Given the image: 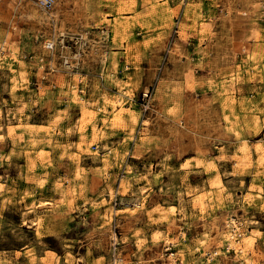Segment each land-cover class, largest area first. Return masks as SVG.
Here are the masks:
<instances>
[{
  "label": "rangeland",
  "instance_id": "374dc122",
  "mask_svg": "<svg viewBox=\"0 0 264 264\" xmlns=\"http://www.w3.org/2000/svg\"><path fill=\"white\" fill-rule=\"evenodd\" d=\"M21 2L0 0V264H264V0ZM121 97L94 137L84 107Z\"/></svg>",
  "mask_w": 264,
  "mask_h": 264
},
{
  "label": "bare ground",
  "instance_id": "6f19581e",
  "mask_svg": "<svg viewBox=\"0 0 264 264\" xmlns=\"http://www.w3.org/2000/svg\"><path fill=\"white\" fill-rule=\"evenodd\" d=\"M32 1V2H31ZM37 2L38 4H41V2H39V0H22L21 2V6L22 8L26 9V11L34 16V15H38L39 17L45 19V20H51L54 19L55 22L59 21L61 18V15H63L64 13L70 11L72 9V2L75 0H59L57 1L53 8L51 10H49L48 8H46L45 6H43V4H41V8L42 10H39L38 8H36L34 6V2ZM62 21V20H61ZM53 22V21H52ZM64 23V22H63ZM63 27H61L60 32H62L61 35H65V33L67 34V32H65V28L64 25H62ZM51 42L54 43H58L57 38H54ZM69 61V60H68ZM67 61V62H68ZM73 66V65H72ZM75 92V91H74ZM116 96V95H115ZM127 99V98H126ZM126 99H124L123 97L121 98H115V99H111V98H107L103 107H102V112L99 113L100 111H96L93 108H88V107H84V112L86 114L88 113H94V114H98L97 117L101 116L103 117V121L104 124L103 126L100 125V123L97 122L93 125L92 129H93V135L94 137H97L98 134L104 130V126L107 124V121L109 119H112L116 122L119 121H123L125 119V113H126V109L128 110V106L126 105ZM129 105V104H128ZM130 108V107H129ZM83 109V108H82ZM109 111V113L107 112ZM111 113V114H110ZM93 114V115H94ZM92 115V116H93ZM121 123V122H120ZM115 126V125H114ZM246 146V145H245ZM86 150V149H85ZM259 151V150H258ZM263 151V150H262ZM243 153V152H242ZM245 153V152H244ZM251 154V152H250ZM243 156V155H242ZM245 156V155H244ZM248 158V157H247ZM242 160V159H241ZM249 160V159H248ZM246 161V160H245ZM239 163V162H238ZM217 178V177H216ZM218 185H220L222 183V181H218L217 182ZM215 186V185H214ZM220 187V186H219ZM223 189V188H222ZM207 190V188H206ZM260 190V189H259ZM257 191V190H256ZM210 193V192H209ZM261 193V192H259ZM207 194V193H206ZM212 194V193H211ZM251 195V194H250ZM208 197V196H207ZM250 199V198H249ZM198 202V201H197ZM129 205V204H128ZM131 205V204H130ZM227 218V217H226ZM227 220V219H226ZM228 223L230 225V229L229 232L227 233V236H229V238L231 239V242L229 243L230 246H234L235 248L239 249L241 252H244V254L246 255L245 252H247L246 248L243 245L240 244H236L237 241V236L239 235V233H241L243 230H240V226H238L237 224V220H235L234 218H230V220H228ZM243 223V222H242ZM251 232V231H250ZM251 235V234H250ZM249 235V236H250ZM248 236V238H249ZM245 237V236H244ZM246 241V240H245ZM244 241V243H245ZM241 242V241H240ZM247 242V241H246ZM253 242V241H252ZM249 243V242H248ZM247 243V244H248ZM243 244V243H241ZM250 246V245H249ZM251 249V248H250ZM247 256V255H246ZM245 256V257H246ZM183 263V262H182ZM246 263V262H245Z\"/></svg>",
  "mask_w": 264,
  "mask_h": 264
},
{
  "label": "built area",
  "instance_id": "2783aa9c",
  "mask_svg": "<svg viewBox=\"0 0 264 264\" xmlns=\"http://www.w3.org/2000/svg\"><path fill=\"white\" fill-rule=\"evenodd\" d=\"M59 1V0H39V2H41V4H43V6H45L48 9H52L54 4ZM51 48L54 47V44L51 43L50 45Z\"/></svg>",
  "mask_w": 264,
  "mask_h": 264
}]
</instances>
